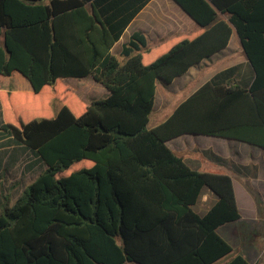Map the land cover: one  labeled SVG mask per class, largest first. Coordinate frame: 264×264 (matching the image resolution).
Returning <instances> with one entry per match:
<instances>
[{"label":"trees","instance_id":"16d2710c","mask_svg":"<svg viewBox=\"0 0 264 264\" xmlns=\"http://www.w3.org/2000/svg\"><path fill=\"white\" fill-rule=\"evenodd\" d=\"M148 1L0 0V75L31 86L0 88L2 127L45 164L2 203L0 264H212L231 252L218 232L241 217L231 176L191 169L166 141L201 134L264 150V0H173L197 29L151 45L135 32L111 54ZM233 30L248 83L230 75L236 66L220 71L149 128L156 82L224 48ZM86 77L107 95L83 101L62 80ZM203 187L215 200L199 214ZM223 264L252 263L237 253Z\"/></svg>","mask_w":264,"mask_h":264},{"label":"crops","instance_id":"0c3cea01","mask_svg":"<svg viewBox=\"0 0 264 264\" xmlns=\"http://www.w3.org/2000/svg\"><path fill=\"white\" fill-rule=\"evenodd\" d=\"M221 16L226 19L225 14H221ZM197 28L195 21L175 1L149 0L124 28L119 39L111 46L110 53L120 57L122 46L128 43L130 36L135 32L142 33L147 44L151 45L177 34L190 33ZM233 66L237 68L230 75H233L240 83H248L251 77V69L247 59L242 54V48L235 30L232 31L227 45L221 50L193 64L185 73L176 76L168 84L160 80L156 82L155 99L151 114L157 118V124L165 120L182 100L203 83L220 71ZM11 76H6L8 78L7 85H11V89L16 90L22 87L31 90L29 82L22 75L20 85L13 84ZM62 80L69 83L68 85L77 93L80 90L83 91L86 87L92 88V82H94L91 77ZM201 138H206L210 144L205 142L202 145L196 141L193 142V140ZM241 142L220 136L186 133L166 141V144L171 150L178 153L191 169L207 172L226 171L219 173L230 175L233 187L235 180L231 173L237 172L239 183L241 184L242 180L250 182L252 186L260 191L264 199V182L262 181L264 180V172L260 171L256 163L250 162L251 160L248 161L249 158H244L242 154H239L237 145ZM260 150L264 155V150L262 148ZM207 196L209 199L211 198L210 193H207ZM236 202L241 215L240 219L236 221L244 220L246 218L245 214H248L250 218H256L255 203L249 194L244 196V201L240 202L236 196Z\"/></svg>","mask_w":264,"mask_h":264},{"label":"rangeland","instance_id":"374dc122","mask_svg":"<svg viewBox=\"0 0 264 264\" xmlns=\"http://www.w3.org/2000/svg\"><path fill=\"white\" fill-rule=\"evenodd\" d=\"M20 77L22 76L18 72H13L11 82L15 85H20ZM88 81L90 82L91 80ZM7 83L8 78L0 75V88L8 87L11 89V85H7ZM16 90L27 91L22 87ZM78 92L79 93L76 92V94L82 98L83 101L90 100L92 97L100 99L107 95L106 89L95 81L92 82V88L86 87L83 91L80 90ZM157 122L155 115L151 114L148 127L155 126ZM194 141L202 145L205 144V142L206 144H210L207 142L208 140L206 138L196 139L193 140V142ZM238 144L237 148L239 154H242L244 158H249L248 161L251 160L250 162L256 163L260 171L264 172V155L260 148L243 142ZM44 167V162L35 150L18 143L3 129L0 116V211L2 203L6 201V199L9 205H12L18 199L24 189L34 181ZM215 172L219 173L226 171ZM231 174L235 180L234 187L238 201H244V196L248 194L253 198L256 207V218H250L248 214H245L246 218L244 220L226 223L218 228L219 234L231 244L232 250L212 264H223L237 253L243 254L254 264H264V212L261 213V211H258L259 205H257V201L262 200L264 206V199L260 191L252 186L250 182L242 180L240 184L237 172H232ZM262 181L264 182V180ZM207 193L211 194L210 199ZM214 200V194H212L207 187H203L200 198L193 205V209L197 213L202 214ZM125 264L137 263L125 262Z\"/></svg>","mask_w":264,"mask_h":264}]
</instances>
